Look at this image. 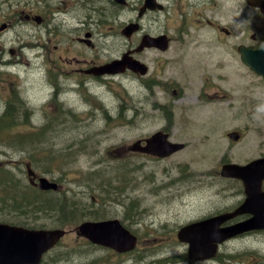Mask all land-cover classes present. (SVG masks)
<instances>
[{"label": "rangeland", "instance_id": "374dc122", "mask_svg": "<svg viewBox=\"0 0 264 264\" xmlns=\"http://www.w3.org/2000/svg\"><path fill=\"white\" fill-rule=\"evenodd\" d=\"M41 1L47 5L44 7L48 14L47 22L42 23V26L31 27V24L14 25L16 22L13 23V19L19 10L35 8V0H32L31 5H25L23 1L17 5V0H0V115L5 113L7 101H12L14 105L16 100L17 113L23 116L27 112L29 115L26 122L36 123V128H42L29 152L21 143L10 144L7 139L19 129L23 132L31 131L30 126L7 129L2 127L4 121L0 120V165L7 164L9 169L19 175L17 177L25 175L27 179V163L35 162L36 170L60 179V191L41 193L40 189H32L25 178V187L20 189L24 193L32 191L29 199L33 203V209L40 200L47 201L51 197L54 205L64 204L73 211L72 219L64 226L69 231L50 253L48 264H148L151 261L155 262L152 264H159L156 258L165 246L158 249L151 245L152 239L149 237H157L162 232L150 223L152 214L156 223L168 218L170 227L174 228L177 224L184 223L186 218L206 214L210 200L216 205L226 206L229 191L236 192L237 185L232 181L221 182L218 175L221 161L218 160L224 157L231 162L244 161L253 156L258 143L264 141V132L259 136L256 130L258 126H262L264 131V107L257 109V104L263 100L264 90L257 89L259 80L250 73L251 70H241L239 77L236 64L230 60L223 70L229 76L226 86L231 98L223 102L230 104L227 109H230L229 120L218 134L219 140H206L218 143L217 146H212L217 149L189 147L168 160L157 159V162L144 163L146 159L152 158L141 155L133 144L157 130L162 124V118L154 113L149 117L129 118L127 115L133 113L127 112L125 105L129 102L140 107L139 114L135 112V116H139L143 110L151 107L154 99L161 100L159 92L157 97L147 95L140 83L134 82L135 86H131L132 82L124 75L108 77L103 80L111 85V89L105 86L95 88L102 100L96 104L104 110H95L97 108L89 107L90 100L83 93L69 90L53 102V89L47 75L48 68L57 69L59 79L62 76L60 82L63 81L64 84H72L71 79L79 75L70 67L79 66L77 52L83 49L75 37L81 32L79 27L91 30L97 38L99 45L96 46L94 55H101L104 59L120 57L129 45V41L121 33L122 29L137 16V10L112 6L108 0H83L82 6H78L73 0H49V3L47 0ZM59 8L67 11L63 13L62 10V14H59ZM78 13L81 14L82 21H77L74 16ZM160 16L164 18L163 13ZM4 22L10 23L5 31L1 28ZM175 23L176 20L170 19L169 24L173 26ZM109 31L114 34L107 33ZM22 44L25 46L20 47ZM86 56L91 58L93 55ZM67 93L70 95L67 96ZM75 98L81 104L73 101ZM60 100L71 101L75 111L81 112L78 113L81 123L71 114L57 111ZM63 103L69 106L67 102ZM240 104L241 116L233 112L237 110L235 106L239 107ZM216 106L211 105V109L216 110ZM219 107L221 111V105ZM254 108L256 111L250 115ZM105 109L119 118V123L115 118L113 124H108ZM121 110L122 115L119 114ZM128 118L135 120L133 124L128 122ZM200 128V124H197L194 131L199 133ZM241 129L246 131L245 139L229 138L224 134L227 130ZM182 138H186L184 141L189 139L188 136ZM41 140L43 146L38 143ZM193 159L197 162H192L191 166ZM178 161L183 163L182 171L178 169L179 180L169 189L161 179L165 174L164 162H171L166 176L170 178L177 174V169H173V166ZM206 177L216 180L201 184ZM178 188L191 194L184 200L169 199L168 192L175 191L177 195ZM24 207L28 209L29 206L24 204ZM1 211L7 212V209L3 208ZM127 214L132 215L133 221ZM115 215L124 216L128 222L123 219L125 224L139 231L142 235L140 248L117 257L112 254L114 251L111 248L95 245L74 231L81 221ZM2 217L12 218L10 214ZM20 217L46 225V228L58 227L64 222L61 212H27ZM244 237H241V242L234 241L232 255L227 263L264 264V232ZM145 244L150 246L146 247ZM240 246L245 249L241 251V256L237 249Z\"/></svg>", "mask_w": 264, "mask_h": 264}, {"label": "flooded vegetation", "instance_id": "af4514ba", "mask_svg": "<svg viewBox=\"0 0 264 264\" xmlns=\"http://www.w3.org/2000/svg\"><path fill=\"white\" fill-rule=\"evenodd\" d=\"M22 1L25 2V5L33 4L32 0H17V5ZM47 1L49 3V0ZM73 1H76L77 5L83 4V0ZM107 2L118 8L130 7V9L137 10V16H134L132 20L140 23V30L127 38L129 45L124 52H129L130 56L140 62L143 68H140V71L137 72L128 69L124 73L125 78L130 79L131 86H135L134 82L140 83L147 95L157 97L158 92L161 94L159 96L161 100L154 99L150 104L151 107L146 108V111L153 109V111H150L151 113L143 110V113L135 116V112L139 114L138 111L141 108L129 102L127 104V112L133 113L127 115L129 118L149 117L153 113L162 118V124L157 130L138 139L142 141L138 151L142 153L141 155L152 158L146 159L144 163L157 162V159L168 160L176 153L189 147L197 149L200 146L207 148V150H216L217 147L212 146H217L218 143H210L206 140H219L218 134L221 133L224 124L229 120L230 109H227L230 108V104H223L225 100L227 102L231 98L226 86L229 76L223 70L229 65L230 60L236 64L239 77H241V70H251L250 73L259 80L257 89L264 90V78L253 71L243 58L244 52L264 53V0H108ZM35 3L37 5L32 10L22 9L16 12L13 23L16 22V25L19 23L31 24V27L35 25L42 26V23L46 24L48 14L44 7L47 5L41 0H35ZM146 4L154 7H148ZM142 7H146V11L143 15H140ZM60 9L58 12L62 14L63 9ZM161 13L164 14L163 19L160 16ZM74 16L77 17V21L83 19L79 13ZM170 19L176 20L177 23L172 26L169 24ZM2 24L5 25L3 30L5 31L10 23L4 22ZM78 29L81 32L75 37L82 44L83 49L77 52L79 66L71 65L70 67L75 69L79 75L71 79L72 84L60 82L62 76L59 79L60 73L57 69L48 68L47 75L51 86H53V94H58L61 90L66 91L68 87H72L76 92L83 93L86 97L89 95L99 97V93L95 89L97 86H105L110 89V85L103 79L108 77L117 78L120 75L99 76L89 73L88 70L92 67L102 65L113 58L104 59L101 55H94L98 42L97 38L91 30L86 31L85 27H79ZM87 33L88 38L86 37ZM107 33L114 34L113 31ZM144 36L148 38L147 45H142ZM86 54H92L93 56L87 58ZM239 83L241 84V81ZM262 97L263 100L257 104V109L264 107V96L262 95ZM239 98L241 99V95H239ZM211 105H217L216 110L211 109ZM219 105H221V111H219ZM235 107L237 110L233 112L239 113L241 116V104L239 107ZM255 111V108L251 110L250 115ZM219 112L221 114H218ZM134 121V119L128 120L131 124ZM197 124L201 126L199 133L194 131V126ZM206 125L207 128H204ZM245 129L227 130L224 134L228 135L229 138L234 136L238 139H245ZM256 130L259 136L264 132L262 126H258ZM158 132L167 134L173 143H183L184 148L168 155H157L143 151V148L148 146L150 137ZM183 136H188V141H184L186 138H182ZM258 159H264V141L258 143L253 156L238 163L241 165ZM218 161H221V167L225 162H231L224 157H221ZM178 162H175L173 166V169H177V173L178 169L182 171L181 166L183 164L181 161ZM192 162H197V160L193 159L191 166ZM164 164L165 174L161 177L163 184L170 185L178 181L179 175L166 178L171 162H164ZM221 167L218 170L221 182L232 181L237 185L236 192L229 191L226 206L216 205L210 200L206 214L195 218H186L184 223L177 224L174 228L170 227L168 218H163L156 223L154 214H152L150 223L162 232L157 237H149L152 239L151 245L152 247L157 246L158 249L163 245L165 246L161 254L157 255L156 259L159 264H205L210 262L223 264L232 255L234 241L241 242L242 236L255 232L250 231L242 235L240 232L236 236L225 240L219 245V249L213 258L205 261L193 259L190 256L191 243L179 237V231L183 227L213 216L215 217L213 220L222 229L237 224L241 225V221L250 216L247 213L241 215V204L246 199L243 180L241 178L224 177L221 175ZM214 180L216 179L211 177L205 178L207 182H213ZM168 194L169 199L184 200L191 192L177 191V195H175V191H169ZM127 215L133 221L132 215ZM104 218L106 217L97 219ZM121 218L127 222L124 216H121ZM95 245L102 246L100 244ZM141 245L140 242L138 247H141ZM145 245L146 247L150 246ZM54 248L44 254L40 262L34 264H48L47 260ZM237 249L240 251L239 255L241 256V246ZM112 250L114 251L112 254L117 257L133 251L118 252ZM147 254L152 256L150 252ZM152 263L155 262L151 261L148 264Z\"/></svg>", "mask_w": 264, "mask_h": 264}, {"label": "water", "instance_id": "95a60500", "mask_svg": "<svg viewBox=\"0 0 264 264\" xmlns=\"http://www.w3.org/2000/svg\"><path fill=\"white\" fill-rule=\"evenodd\" d=\"M152 7V6H149ZM136 24H130L124 29V33L130 35L134 30L137 29ZM255 57H262V62L264 63V55H256ZM250 64L257 66V71L264 73V69L259 67V59L254 57H245ZM127 62V59L123 61H115L112 67L118 69L117 66L122 68ZM100 71H114L110 67H102ZM157 142V141H154ZM158 143V142H157ZM181 147L177 145L176 148ZM162 153H165L166 147H162ZM172 150H167L166 153H170ZM256 164L264 165V162H253ZM236 164L225 165L224 173L233 176H239V169ZM30 174L32 171L30 170ZM241 176L245 178V183L247 187V192H249V199H255L256 194L261 192L262 179L257 173H249L247 169L241 171ZM41 183L43 188H56V184L50 182L46 178H41ZM264 207V205H261ZM264 210V209H263ZM255 211V210H254ZM256 214L252 220L241 224V232L258 227H264V212L255 211ZM81 231L88 237L101 241L103 243L110 244L114 247L121 249V244L118 241L127 238V231H125L118 223V221H104V222H86L80 227ZM237 232V230H233ZM63 234L62 231H36L29 230L22 227L11 226L8 224L0 223V264H16L19 261H31L35 254H40L47 247L46 244H50L52 239ZM46 245V246H45ZM197 249V247H196Z\"/></svg>", "mask_w": 264, "mask_h": 264}, {"label": "trees", "instance_id": "16d2710c", "mask_svg": "<svg viewBox=\"0 0 264 264\" xmlns=\"http://www.w3.org/2000/svg\"><path fill=\"white\" fill-rule=\"evenodd\" d=\"M17 110L18 106L16 105V103H14L13 105L12 101H10L5 113L0 116V120L4 121L2 127H5L7 129H13L14 126H17L18 128L20 127L22 121L19 117V114L17 113ZM39 134L40 130L38 129L27 132L19 130L18 132H14V134L9 135L7 141L10 144L19 142L21 143V146L23 148L27 149L30 152V148L35 145ZM42 142V140L41 142H38L39 145L43 146ZM31 157H33V154H31ZM17 176L19 175L9 169L7 167V164L0 165V207L2 204H9L15 207L24 206V204H28V206L33 205L31 200L29 199L32 191L24 193L23 190H20L21 188L24 189L25 182L23 179ZM17 191H20V193H18ZM47 201H50V197L47 198ZM40 205H42V207H47L44 202H42Z\"/></svg>", "mask_w": 264, "mask_h": 264}, {"label": "bare ground", "instance_id": "6f19581e", "mask_svg": "<svg viewBox=\"0 0 264 264\" xmlns=\"http://www.w3.org/2000/svg\"><path fill=\"white\" fill-rule=\"evenodd\" d=\"M66 26V25H65ZM31 50H32V48H30ZM7 59V58H6ZM5 60V59H4ZM10 61V60H9ZM15 61V60H14ZM3 63V62H2ZM14 63V62H13ZM19 63V62H18ZM23 63H24V61H23ZM5 64H8V63H5ZM19 65H20V63H19Z\"/></svg>", "mask_w": 264, "mask_h": 264}]
</instances>
